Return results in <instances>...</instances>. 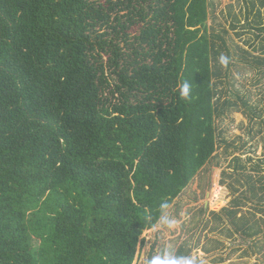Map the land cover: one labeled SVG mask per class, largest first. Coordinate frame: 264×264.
Segmentation results:
<instances>
[{
	"label": "trees",
	"instance_id": "obj_1",
	"mask_svg": "<svg viewBox=\"0 0 264 264\" xmlns=\"http://www.w3.org/2000/svg\"><path fill=\"white\" fill-rule=\"evenodd\" d=\"M250 1L259 38L264 0ZM209 4L0 0V264H132L161 202L216 155V121L237 108L222 101L234 53L207 25ZM251 159L221 170L233 198L212 214L261 251L264 216L238 215L264 191L252 175L264 165L244 170Z\"/></svg>",
	"mask_w": 264,
	"mask_h": 264
},
{
	"label": "rangeland",
	"instance_id": "obj_2",
	"mask_svg": "<svg viewBox=\"0 0 264 264\" xmlns=\"http://www.w3.org/2000/svg\"><path fill=\"white\" fill-rule=\"evenodd\" d=\"M209 2L207 25L224 36L234 53L232 58L235 62L230 66L227 76L230 82L227 88L234 94L223 93L222 101L229 97L236 103L237 108L230 111L226 107L225 116L216 121V155L172 202L171 211L180 220V227L175 231L166 228L154 230V227L145 230L132 264H147L152 256L166 250L177 255L176 251L180 246L186 253L184 255H201L208 264H264L262 234L256 237V241L262 244V250L259 251L252 239L245 241L234 231L228 219L219 222L212 214L227 206L233 198L230 190L221 185L219 180L222 169L232 170L234 156L242 159L252 157L251 163L245 164L244 170L247 172L254 173L251 171L254 164L264 165V120L259 119L264 117V50L259 48L261 42H264V33H260L259 38L256 36L258 31L254 27L257 23L253 15L246 20V9H250V0ZM255 3L256 7L259 6L260 0H255ZM263 9L261 7L262 11ZM234 15L238 18L237 21H232ZM262 23L264 25V18ZM233 24L236 25L235 28L231 26ZM222 29L227 30L226 34L221 33ZM259 59L261 63L257 62ZM224 72L226 71L223 70ZM222 77L224 78L223 75ZM259 171L258 174H252L256 186L264 185V168ZM260 176V181H256ZM216 185L218 191L214 193ZM242 189L244 187L240 188L241 191ZM238 193L235 195L238 196ZM246 194L249 195L248 191ZM256 196L247 200V205L241 208L238 215L250 211L255 214V219L264 216V213L255 211L254 207L258 203L259 207H264V191L259 190ZM228 230L232 235H228Z\"/></svg>",
	"mask_w": 264,
	"mask_h": 264
},
{
	"label": "clouds",
	"instance_id": "obj_3",
	"mask_svg": "<svg viewBox=\"0 0 264 264\" xmlns=\"http://www.w3.org/2000/svg\"><path fill=\"white\" fill-rule=\"evenodd\" d=\"M231 63V58L227 55H221L220 64L225 69ZM181 99L186 102H191L193 99L192 96V83L190 81L185 80L179 86ZM173 209V204L168 200H164L160 204V215L158 220L156 221L154 230H159L166 228L171 231H175L180 227V220L176 218L171 211ZM140 240H142V234L140 235ZM147 264H208V261L204 259L201 255L193 254V255H176L171 250H166L162 254L152 256Z\"/></svg>",
	"mask_w": 264,
	"mask_h": 264
},
{
	"label": "bare ground",
	"instance_id": "obj_4",
	"mask_svg": "<svg viewBox=\"0 0 264 264\" xmlns=\"http://www.w3.org/2000/svg\"><path fill=\"white\" fill-rule=\"evenodd\" d=\"M217 191H218V186L216 185L214 189V193H216Z\"/></svg>",
	"mask_w": 264,
	"mask_h": 264
}]
</instances>
